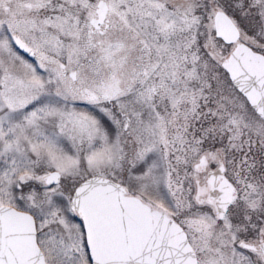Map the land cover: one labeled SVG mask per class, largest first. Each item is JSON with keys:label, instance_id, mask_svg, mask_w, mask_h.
Masks as SVG:
<instances>
[{"label": "snow or ice", "instance_id": "obj_1", "mask_svg": "<svg viewBox=\"0 0 264 264\" xmlns=\"http://www.w3.org/2000/svg\"><path fill=\"white\" fill-rule=\"evenodd\" d=\"M0 264H264V0H0Z\"/></svg>", "mask_w": 264, "mask_h": 264}]
</instances>
